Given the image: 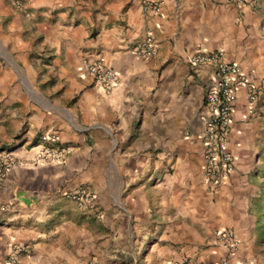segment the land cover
I'll return each instance as SVG.
<instances>
[{"label":"crops","instance_id":"obj_1","mask_svg":"<svg viewBox=\"0 0 264 264\" xmlns=\"http://www.w3.org/2000/svg\"><path fill=\"white\" fill-rule=\"evenodd\" d=\"M0 0V264H264V0ZM21 3L22 10L14 6ZM155 53H133L145 36ZM220 51L253 75L254 116L235 92L227 150L233 170L210 189L196 123L213 78L191 67ZM108 67L110 91L83 65ZM43 133L70 153L38 160ZM84 188L92 210L63 194ZM212 190V191H211ZM230 230L232 253L215 242Z\"/></svg>","mask_w":264,"mask_h":264},{"label":"built area","instance_id":"obj_2","mask_svg":"<svg viewBox=\"0 0 264 264\" xmlns=\"http://www.w3.org/2000/svg\"><path fill=\"white\" fill-rule=\"evenodd\" d=\"M142 16L159 14L162 2L159 0H139ZM226 4L236 6L243 5V0H222ZM14 6L22 10L21 3L14 2ZM133 53L140 57H151L155 53L152 38L147 35L134 49ZM187 63L191 67L209 66L213 68V78L207 88L203 111L197 116L196 123L200 135L201 154L203 161V179L205 183L214 189L233 170V156L227 150V141L230 132L231 115L235 101V92L239 88L245 89L246 115L254 116L256 113L258 88L253 83V75L240 66L227 63L220 51L203 53L196 51L188 57ZM83 68L92 82L103 90L110 91L117 82L116 74L108 67L84 63ZM39 142L43 144L38 160L48 163H59L70 153L69 146H59V138L55 133H43L39 136ZM13 160L8 158L0 165V186L7 172L10 171ZM212 191V190H211ZM63 196L70 200L76 208L92 210L94 201L91 194L84 188H80ZM215 242L225 248L227 253H232L237 242L230 230L215 232ZM26 247H16L11 251V257L4 264H20L14 255L25 252ZM180 264H189L183 261Z\"/></svg>","mask_w":264,"mask_h":264},{"label":"rangeland","instance_id":"obj_3","mask_svg":"<svg viewBox=\"0 0 264 264\" xmlns=\"http://www.w3.org/2000/svg\"><path fill=\"white\" fill-rule=\"evenodd\" d=\"M259 123H260L259 127L264 126V121H261ZM255 149H256V157L259 158V160H261L262 162H264V135L261 136V134H259V136L255 138ZM260 209L264 216V183L262 186Z\"/></svg>","mask_w":264,"mask_h":264}]
</instances>
